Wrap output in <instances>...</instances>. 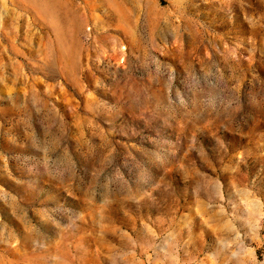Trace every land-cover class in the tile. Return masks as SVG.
<instances>
[{"label":"rangeland","instance_id":"1","mask_svg":"<svg viewBox=\"0 0 264 264\" xmlns=\"http://www.w3.org/2000/svg\"><path fill=\"white\" fill-rule=\"evenodd\" d=\"M0 264H264V0H0Z\"/></svg>","mask_w":264,"mask_h":264}]
</instances>
